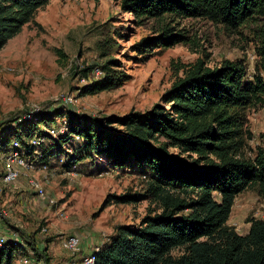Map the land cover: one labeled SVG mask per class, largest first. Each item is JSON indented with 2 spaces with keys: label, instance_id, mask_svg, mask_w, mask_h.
<instances>
[{
  "label": "trees",
  "instance_id": "obj_1",
  "mask_svg": "<svg viewBox=\"0 0 264 264\" xmlns=\"http://www.w3.org/2000/svg\"><path fill=\"white\" fill-rule=\"evenodd\" d=\"M48 1L0 0V49ZM118 1L137 25L157 22L152 34L130 46L139 61L156 49L189 43L187 32L178 28L182 18L206 19L230 32L254 25L249 30L254 74L248 75L242 62L224 59L209 66L198 57L174 66L170 87L143 111L96 118L58 103L28 109L0 124V156L17 140L27 159L39 156L48 169L60 162L68 171L116 169L145 179L138 198L148 201L147 212L138 222L116 225L95 252L94 264H264V219L247 217L244 232L228 224L238 194L251 190L264 198V145L253 157L243 152L245 111L264 102V0ZM116 46L110 35L98 42L103 63L81 74L88 78L95 67L103 74L87 80L79 95L123 84L127 76L118 69ZM35 139L39 144L32 143ZM110 197L125 203L138 199L136 194ZM23 240L48 264L46 248ZM25 252L23 242H7L0 247V264H13Z\"/></svg>",
  "mask_w": 264,
  "mask_h": 264
},
{
  "label": "rangeland",
  "instance_id": "obj_2",
  "mask_svg": "<svg viewBox=\"0 0 264 264\" xmlns=\"http://www.w3.org/2000/svg\"><path fill=\"white\" fill-rule=\"evenodd\" d=\"M177 22L178 28L187 32L189 43L156 49L139 61L130 46L152 34L157 22L137 25L131 13L122 11L118 0H49L0 49V124L33 107L57 103L96 118L122 115L131 109L146 110L170 87L176 74L174 66L192 63L198 57L209 66L219 65L224 59L242 62L247 74H254L255 40L249 31L254 25L230 32L201 18ZM109 35L116 40L113 54L120 60L118 69L126 74V80L111 90L79 95L87 80L102 76L99 67L90 71L88 78L81 72L103 63L98 42ZM94 70L99 73L94 74ZM245 113L243 152L253 157L264 145V102L247 108ZM23 172L14 184L2 187L4 171L0 165V209L6 212L2 221L7 227L18 223L14 229L20 232V240L34 239L37 246H46L48 264L67 254L74 257L67 251L64 254L61 235H80L82 246L90 251L107 243L116 225L138 222L149 206L147 200L138 198L145 179L132 171L81 173L68 171L60 162L45 170L35 162L32 169ZM31 177L43 185V199L29 187ZM18 182H23L26 189L10 191ZM125 194H136L138 199L125 203L110 197ZM252 215L264 217V198L245 190L235 198L228 224L244 232L246 218ZM20 242L32 250L24 240ZM35 257L40 258L36 253ZM41 259V264H47Z\"/></svg>",
  "mask_w": 264,
  "mask_h": 264
},
{
  "label": "built area",
  "instance_id": "obj_3",
  "mask_svg": "<svg viewBox=\"0 0 264 264\" xmlns=\"http://www.w3.org/2000/svg\"><path fill=\"white\" fill-rule=\"evenodd\" d=\"M99 73V70H94L93 73ZM40 108L38 106L31 108L32 112H37ZM30 118V115L28 116ZM59 131H62V127L59 128ZM52 134H56L57 130L50 129ZM41 139H35L32 141L33 144L37 145ZM39 156H36L34 159H27L25 157L24 151H21L19 142L14 140L12 146L7 153H4L0 156V161L2 162L4 176L2 179L3 184H14L19 178L23 170H30L34 167L35 162L38 161ZM42 169H48V167L42 163ZM24 173V172H23ZM28 185L32 188L33 192L36 195L43 199L45 197V189L43 185L36 178H29ZM6 212L0 209V222L5 218ZM237 231L238 227L235 224L232 225ZM61 246L64 251H67L70 255L76 256L80 255L81 264H94L95 261V252L99 250V246L93 248L90 252L83 254L82 253V241L81 236L76 233H71L67 235H61ZM20 240L17 239L16 234L14 235H5L0 234V247L4 246L7 242L17 243ZM35 253L33 250H26L24 254L19 256L17 264H35ZM69 264H77V261L74 257L71 258Z\"/></svg>",
  "mask_w": 264,
  "mask_h": 264
},
{
  "label": "crops",
  "instance_id": "obj_4",
  "mask_svg": "<svg viewBox=\"0 0 264 264\" xmlns=\"http://www.w3.org/2000/svg\"><path fill=\"white\" fill-rule=\"evenodd\" d=\"M10 189V191H18L19 189H26L25 187H24V184H23V182H18V184H16V185H14L13 187H11V188H9ZM32 192V191H31ZM232 210H233V207H232ZM231 213H232V211H231ZM253 217H255L254 215H252ZM256 218H261V219H264V217H261V216H259V217H256ZM18 223L16 222L15 224H14V226H11V227H7L6 226V222H4V221H1L0 222V234H5V235H14V234H16V237H17V239H19L20 240V232L19 231H17L16 229H14V227H16V225H17ZM248 228V223L247 222H245V224H244V231H246V229ZM19 232V233H18ZM21 240H22V238H21ZM20 240V241H21ZM40 246V248H46V246H41V245H39ZM28 248H26V250H27ZM28 250H31V249H28ZM63 250V249H62ZM47 251H48V248H46V252L45 253H47ZM91 251V250H90ZM89 250H87L86 248H84L83 246H82V253L83 254H86V253H88V252H90ZM65 252V251H64ZM64 254H67L66 252L64 253ZM19 256L20 255H18L17 257H16V259H15V261H14V263L13 264H17V260H18V258H19ZM44 259H45V257L44 256H42ZM46 257H47V255H46ZM74 259L77 261V264H81L80 263V255L78 254V255H76V256H74ZM71 260V258H70V256L68 257V254H67V256H60L59 258H54V260H50L51 261V263L52 264H69V261ZM34 262H35V264H41L43 261H42V259H41V257L40 258H38V257H35V260H34Z\"/></svg>",
  "mask_w": 264,
  "mask_h": 264
}]
</instances>
